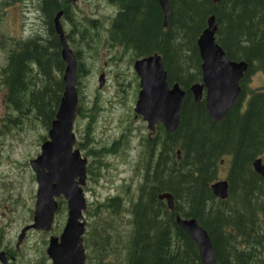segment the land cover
Instances as JSON below:
<instances>
[{
	"label": "trees",
	"instance_id": "16d2710c",
	"mask_svg": "<svg viewBox=\"0 0 264 264\" xmlns=\"http://www.w3.org/2000/svg\"><path fill=\"white\" fill-rule=\"evenodd\" d=\"M16 1L22 0H0V13ZM103 1L112 11L107 19L104 14H86L76 20L70 0H40L45 21L40 34L20 43L11 42L10 47L9 38L2 37L0 46L9 52L0 66V84L8 88L12 108L18 117L25 114L34 121L38 118L44 126L54 118L63 91L65 65L53 28L58 11H62L60 18L67 25L60 19L61 27L73 48L82 42L91 48L99 44L109 50L119 48L122 57L127 51L133 58L157 53L167 85L177 82L185 95L177 130L165 133L161 125L157 127L161 148L148 166L153 170L142 174L138 196L131 202L132 229L121 234L122 264H204L193 239L174 220L176 214L194 217L205 229L216 264H264V179L251 167L258 157L264 161V85L253 88L248 81L254 74L264 75V0H168L166 26L158 0ZM212 15L215 41L230 60L247 64L239 81L241 93L219 121L208 115L204 99L195 101L189 91L191 83L201 82L196 41ZM104 21L107 26L97 25ZM103 28L105 39L99 37ZM95 39L99 43L90 44ZM73 51L77 56L79 51ZM113 57L119 55L114 52ZM34 66L43 79L38 89L33 86ZM83 71L78 67V97V78ZM224 160L229 162L225 176L228 195L219 199L212 194L210 184L219 179L217 168ZM137 167L142 169L141 164ZM163 192L173 196L172 211L157 196ZM118 197L108 199L115 205L111 210L105 203L101 206L109 214L117 213ZM98 214L94 212L93 216ZM116 229L122 233V228ZM113 243V232L86 231L83 248L96 256L90 264H107L109 254L117 250Z\"/></svg>",
	"mask_w": 264,
	"mask_h": 264
},
{
	"label": "rangeland",
	"instance_id": "374dc122",
	"mask_svg": "<svg viewBox=\"0 0 264 264\" xmlns=\"http://www.w3.org/2000/svg\"><path fill=\"white\" fill-rule=\"evenodd\" d=\"M74 2L72 9L76 20L86 14H104L107 19L109 17L107 14L112 12L103 0ZM39 3L40 0H22L7 4L6 10L0 13V41L2 37H8L10 41H7V44L10 47L11 42L20 43L21 39L40 34L45 21L39 9ZM61 22L62 25H67L65 20L61 19ZM97 25L105 27L107 23L104 21ZM66 27L65 29L68 30ZM105 35L107 36L106 28H103L99 37L105 39ZM90 38L92 39L91 35ZM95 43H99V40H92L90 44ZM70 47L79 51V55L76 56L77 68H84L81 77L78 78L79 106L73 132L76 136L74 146L87 158L86 180L81 186L86 202L83 210L87 221L86 231L105 234L113 232L112 246L117 247V250L111 252L109 258L114 253L117 259L116 264H122L121 234H127L132 229L131 202L138 196L142 174L153 170L148 166L150 162H154L161 148L157 127L161 125L165 133L166 131L161 123H157L155 129L150 131L143 117L136 115L133 111L140 89L133 61L139 57L133 58L130 51L122 57V51L118 50L119 48L109 50L103 44L91 48L79 42L76 47L73 48L72 45ZM8 52L6 48L2 49L0 46V66L5 64ZM114 52L119 55V58L113 59ZM33 68L36 71L33 86L38 89L43 79L41 75H38L37 67ZM101 73H104L105 80L103 86L99 87L98 77ZM248 81L253 88L261 87L264 85V75L254 74ZM4 90V85L0 84V116H2L0 117V215L15 218L10 226L13 228L12 231L4 237L11 240L10 246L13 247L19 229L24 224L21 220L28 217L33 219L37 181L29 163L40 153L41 143L48 137L49 125L44 126L38 118L34 121L25 114H22L21 118L18 117L25 120L14 125L13 118L18 114L13 108L8 110L7 106H4ZM93 102L95 103L92 104ZM151 133H154L153 139L148 138ZM138 164H141L142 169L137 167ZM228 167L229 162L222 161L217 168L219 179H225ZM116 196H119L120 206L117 213L109 214L101 204L105 203L111 210L115 205L108 199ZM97 211L99 214L93 216V213ZM57 221L53 233L39 232V234L32 233L25 236L27 239L20 250L22 254H25V258L22 262L15 264H32L40 257L46 256L44 249L47 244L41 245L39 237L49 240L51 234H58L61 229L62 214L57 217ZM116 226L122 228V233L117 232ZM89 252L85 250V264H90L96 258L95 252L90 255ZM46 262L50 264L49 260Z\"/></svg>",
	"mask_w": 264,
	"mask_h": 264
},
{
	"label": "water",
	"instance_id": "95a60500",
	"mask_svg": "<svg viewBox=\"0 0 264 264\" xmlns=\"http://www.w3.org/2000/svg\"><path fill=\"white\" fill-rule=\"evenodd\" d=\"M75 3L76 0H70ZM214 3L220 0H211ZM163 12V24L167 25L168 0H158ZM58 11L53 19L55 31L60 42V55L64 61L62 74L63 91L59 99L54 118L50 122L48 137L42 141L40 153L30 160L37 181L32 227L48 230L57 208L55 198L65 197L67 202V220L62 233L51 237L46 252L52 264H85V249L82 236L85 230L83 211L86 207L82 187L86 180V158L73 148L75 134L73 125L77 116V58L69 46ZM216 23L210 16L207 26L197 38V47L201 59V82L191 83L189 91L195 101L202 98L208 115L214 121L222 120L236 103L241 93L240 80L247 69L244 60H230L215 41ZM161 57L155 53L138 58L133 68L139 78V91L134 112L143 117L150 131L161 123L167 133H174L180 123V113L185 90L177 84L167 85L166 71ZM104 73L99 74L98 85L103 86ZM180 157V150L177 151ZM253 170L264 179V161L261 157L252 162ZM212 194L225 199L228 184L218 179L211 184ZM166 201L167 208L173 210V196L168 192L157 195ZM179 227L195 242L201 261L204 264H216L212 242L208 233L194 217L183 218L176 214ZM24 235L21 232L20 237Z\"/></svg>",
	"mask_w": 264,
	"mask_h": 264
},
{
	"label": "flooded vegetation",
	"instance_id": "af4514ba",
	"mask_svg": "<svg viewBox=\"0 0 264 264\" xmlns=\"http://www.w3.org/2000/svg\"><path fill=\"white\" fill-rule=\"evenodd\" d=\"M7 90H8V88L5 87V90H4L5 92H4L3 99L5 100L4 106L5 107L7 106L8 110H9L10 108H12V103H10L8 101V91ZM22 104L25 107V104L24 103H22ZM15 112L17 113L16 110H15ZM17 114H15V115H17ZM0 117H2V116H0ZM10 120H12V119H10ZM24 120L25 119H19L18 115L13 118L14 125L15 124L18 125V124L22 123ZM49 126H50V124H49ZM73 127H74V125H73ZM153 137H154V133H151V135H148V138H150V139H153ZM75 141H76V139H75ZM113 144H115V142ZM110 147H112V146H110ZM73 148L77 149L74 146V144H73ZM83 157H85V156H83ZM86 160H87V158H86ZM86 166H87V162H86ZM86 172H87V169H86ZM108 198H110V196ZM55 200H56V203H57V208H56V211L54 212V217H53L52 223L50 224L51 225L50 228L48 230H44V229H36V228L32 227L31 224H32L33 219L30 218V217H28L27 219H24V220L19 219V221L20 220L23 221L24 224L21 225V227L19 229L20 231H19V234H18V236L16 238L17 240L14 243L13 247L10 246L11 245V240L10 239H5L4 237L7 236L12 231L13 228L10 227V226L15 221V218L14 217H8V216H5L3 214L0 215V264H15V263L22 262L24 260V258H25V254H22L20 250L22 249V247H23V245H24V243H25V241L27 239L25 236L27 234H31L32 235V233L39 234V232H41V233H53L54 230H55V227L57 226L56 224L58 223L57 217L60 214H62V224H60L61 225L60 232L58 234H51L49 236V239L51 237L60 236V233L63 230V226H64L63 224L65 223V220L67 219V216H68V214H67V202L65 200V197L62 196V195H59L58 197H56ZM83 220L85 221V223H84L85 224V230H84V233H83V235H84L85 232H86V223H87V221L84 218V215H83ZM22 231H24V235L22 236V238H20L21 240H19L18 238L20 237V234H21ZM83 235H81L82 236V240H83ZM39 238H40L39 242L41 243V245L47 244V246H48L49 240L43 238L42 236L39 237ZM47 246H46V249H47ZM45 254H46V256L44 255V256L40 257L39 260L33 262L32 264H47L46 261H48V260L50 262L51 259L48 257L46 250H45ZM107 260H108V262L110 264H116V262H117V259H116L115 255H114V253H112L110 255V258L107 259ZM50 264H52V262H50Z\"/></svg>",
	"mask_w": 264,
	"mask_h": 264
},
{
	"label": "bare ground",
	"instance_id": "6f19581e",
	"mask_svg": "<svg viewBox=\"0 0 264 264\" xmlns=\"http://www.w3.org/2000/svg\"><path fill=\"white\" fill-rule=\"evenodd\" d=\"M211 185V184H210Z\"/></svg>",
	"mask_w": 264,
	"mask_h": 264
}]
</instances>
